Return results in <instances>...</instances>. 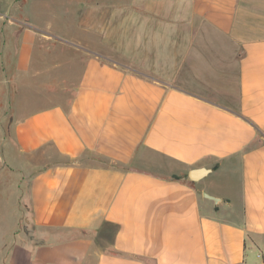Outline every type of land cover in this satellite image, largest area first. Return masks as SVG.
I'll use <instances>...</instances> for the list:
<instances>
[{"label":"crops","instance_id":"obj_1","mask_svg":"<svg viewBox=\"0 0 264 264\" xmlns=\"http://www.w3.org/2000/svg\"><path fill=\"white\" fill-rule=\"evenodd\" d=\"M116 6L69 59L31 22L3 35V169L52 239L10 259L264 264V0ZM115 24L137 69L112 58Z\"/></svg>","mask_w":264,"mask_h":264},{"label":"rangeland","instance_id":"obj_2","mask_svg":"<svg viewBox=\"0 0 264 264\" xmlns=\"http://www.w3.org/2000/svg\"><path fill=\"white\" fill-rule=\"evenodd\" d=\"M124 0H0V52L2 48L3 35L6 39L10 38L9 29L13 22H31L41 34L42 38L47 41V47L51 50L64 46L65 58L69 59L73 56L69 52L71 47L68 45H78L79 43L75 37L84 36L89 40L93 38L99 39L97 29L100 26L90 24L91 11L100 9L99 17L103 18L107 12L113 11L120 7L116 5L122 4ZM107 6L108 8H105ZM108 9V10H107ZM119 15V14H117ZM120 16V15H119ZM118 16V17H119ZM95 23V21H94ZM115 39L113 48L115 55L112 57L123 65L131 69H137L138 66L131 60V58L121 56V34L120 27L115 24ZM117 29V31H116ZM77 32V34H76ZM45 36V37H44ZM92 37V38H91ZM66 45H61L59 43ZM86 42L82 45L85 47ZM59 44V45H58ZM69 45V46H70ZM57 51V50H56ZM4 63V58L0 55V68ZM5 65V64H4ZM77 69V68H76ZM74 68L69 67L67 72L73 73ZM188 76L183 73L182 76ZM0 74V80L2 79ZM190 81V79H188ZM0 97L3 90L7 88L6 82L1 80ZM3 101V99H2ZM1 150V148H0ZM0 151V264H13L14 248L20 246L28 254L35 244L47 243V240H52L50 237L44 238V232L38 230L31 224L25 205L20 201L18 189L24 191L25 185L21 180V174L18 172L6 173L3 167L7 159L6 150ZM7 163V162H6ZM2 167V170H1ZM43 234V235H42ZM53 240L59 239L63 233L53 232ZM66 236H73V234L66 233ZM12 258V257H11Z\"/></svg>","mask_w":264,"mask_h":264},{"label":"water","instance_id":"obj_3","mask_svg":"<svg viewBox=\"0 0 264 264\" xmlns=\"http://www.w3.org/2000/svg\"><path fill=\"white\" fill-rule=\"evenodd\" d=\"M207 170H204L202 172H205ZM188 178L192 181H197L199 178H200V173L198 172V170H191L189 173H188ZM204 196L208 197V198H212L214 201L216 200L215 198L213 197H210L206 194H203Z\"/></svg>","mask_w":264,"mask_h":264}]
</instances>
